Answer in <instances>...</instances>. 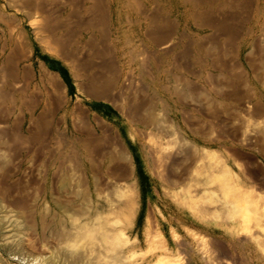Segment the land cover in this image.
Instances as JSON below:
<instances>
[{
  "label": "rangeland",
  "instance_id": "rangeland-1",
  "mask_svg": "<svg viewBox=\"0 0 264 264\" xmlns=\"http://www.w3.org/2000/svg\"><path fill=\"white\" fill-rule=\"evenodd\" d=\"M96 1L0 33V264H264V0H195L187 53L139 60Z\"/></svg>",
  "mask_w": 264,
  "mask_h": 264
},
{
  "label": "crops",
  "instance_id": "crops-1",
  "mask_svg": "<svg viewBox=\"0 0 264 264\" xmlns=\"http://www.w3.org/2000/svg\"><path fill=\"white\" fill-rule=\"evenodd\" d=\"M44 2L46 5L45 11L52 14L70 12L78 15L85 12V0H44ZM96 2L100 6L101 17L106 21V26L110 30L111 43L115 46L117 59L139 60L143 56V45L151 43L158 47H164L173 39H176L179 53L185 55L189 50L188 46L191 45V41L194 39V30L197 24L195 0H160L162 10L158 11L157 16L153 13L150 14L149 0H109L108 6L104 4V0H97ZM169 2L171 4L175 2L178 5L176 7L167 5ZM12 3L13 5L9 7V11H5L0 7V33H5L3 30L9 32L12 29L21 28L22 22L18 16L19 0H12ZM160 13L161 15H159ZM173 13L176 15L175 17H172ZM165 14L171 15V17L166 18ZM51 27L56 28L57 26L52 25ZM174 27L175 34L171 29ZM12 46V51L17 52L15 43ZM162 52L166 53L165 50H162ZM62 53L65 57L64 49ZM10 54H3L2 62L5 63L6 67L0 69V76H8L14 80L21 73L15 67L14 56ZM66 57L68 61L70 59L68 54ZM11 60L12 63H10ZM54 73L63 82L65 81L63 66Z\"/></svg>",
  "mask_w": 264,
  "mask_h": 264
},
{
  "label": "bare ground",
  "instance_id": "bare-ground-1",
  "mask_svg": "<svg viewBox=\"0 0 264 264\" xmlns=\"http://www.w3.org/2000/svg\"><path fill=\"white\" fill-rule=\"evenodd\" d=\"M86 224V223H85ZM83 225V224H82ZM88 226V225H87ZM82 228H85V234L87 233H92V229H88V227L85 226H81ZM81 228V229H82ZM80 230V229H79ZM88 231V232H87ZM82 234H84L83 230H81ZM114 234V233H113ZM114 235H117V233H115ZM82 236V235H81ZM110 236V235H109ZM122 255H115L111 260L107 261L105 264H118V262L121 260Z\"/></svg>",
  "mask_w": 264,
  "mask_h": 264
}]
</instances>
